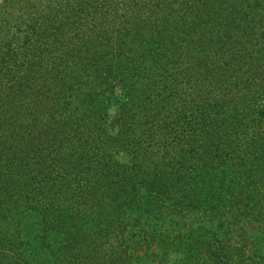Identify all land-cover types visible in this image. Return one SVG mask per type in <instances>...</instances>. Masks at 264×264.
<instances>
[{
	"label": "trees",
	"instance_id": "obj_1",
	"mask_svg": "<svg viewBox=\"0 0 264 264\" xmlns=\"http://www.w3.org/2000/svg\"><path fill=\"white\" fill-rule=\"evenodd\" d=\"M3 1L0 264H264V0Z\"/></svg>",
	"mask_w": 264,
	"mask_h": 264
},
{
	"label": "rangeland",
	"instance_id": "obj_2",
	"mask_svg": "<svg viewBox=\"0 0 264 264\" xmlns=\"http://www.w3.org/2000/svg\"><path fill=\"white\" fill-rule=\"evenodd\" d=\"M4 1L3 0H0V5L3 3ZM1 51V50H0ZM3 51V50H2ZM203 233V232H202ZM51 240L53 239V237L50 238ZM35 252H32L30 255H27L26 258L27 260L30 259L32 257V255L34 254ZM46 255H51L50 252H47ZM144 258V257H143ZM9 262L8 261H5L4 264H8ZM34 264V263H32ZM140 264H153V262L150 260V259H145L144 261H142ZM164 264H169V263H164ZM190 264H211L210 261H207L204 259H196L195 261L191 262Z\"/></svg>",
	"mask_w": 264,
	"mask_h": 264
}]
</instances>
